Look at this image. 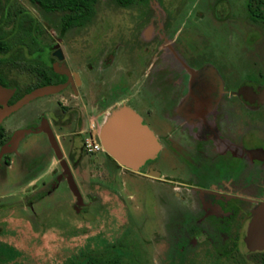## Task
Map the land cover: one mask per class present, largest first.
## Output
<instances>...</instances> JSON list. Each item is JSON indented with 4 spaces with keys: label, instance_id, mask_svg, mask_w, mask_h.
Instances as JSON below:
<instances>
[{
    "label": "flooded vegetation",
    "instance_id": "obj_1",
    "mask_svg": "<svg viewBox=\"0 0 264 264\" xmlns=\"http://www.w3.org/2000/svg\"><path fill=\"white\" fill-rule=\"evenodd\" d=\"M2 2L0 84L11 94L0 110L22 101L0 120L1 190L23 192L7 200L24 196L37 219L35 204L71 192V178L141 177L168 264H264V61L236 59L243 36L264 28V0H115L147 7L120 11L131 21L115 27L91 26L98 0L79 26L38 0ZM125 110L127 136L133 115L155 136L137 167L103 141Z\"/></svg>",
    "mask_w": 264,
    "mask_h": 264
},
{
    "label": "rangeland",
    "instance_id": "obj_2",
    "mask_svg": "<svg viewBox=\"0 0 264 264\" xmlns=\"http://www.w3.org/2000/svg\"><path fill=\"white\" fill-rule=\"evenodd\" d=\"M144 8L146 5L121 10L115 0H98L99 15L91 26L115 27L120 21V11L133 13ZM39 17L57 26L55 16ZM121 18H125L124 22L131 21L129 15ZM243 38L244 44L237 43L236 59L251 56L262 65L264 28L251 29L255 42L247 43L248 33ZM75 181L83 197L82 204H78L72 190L58 191L40 200V206L35 204L37 219L26 213L24 196L7 200L11 193L22 195V189L1 190L4 186H0V223L7 230L0 235V264H168L160 230L155 235L150 218L147 179L119 176ZM31 198L34 197L28 196ZM41 206L44 212L39 210Z\"/></svg>",
    "mask_w": 264,
    "mask_h": 264
},
{
    "label": "water",
    "instance_id": "obj_3",
    "mask_svg": "<svg viewBox=\"0 0 264 264\" xmlns=\"http://www.w3.org/2000/svg\"><path fill=\"white\" fill-rule=\"evenodd\" d=\"M50 90L49 88L41 89L38 93H43ZM11 94V90L5 88L0 84V103L4 102L5 99ZM22 101H19L14 106L5 107L0 110V120L6 113L18 109ZM121 114H127L126 110L118 115H113L109 124L103 133V141L105 148L124 166L137 167L142 165L144 161L154 152L155 136L152 131L142 122V119L137 115H133L129 132L130 136L126 135V130L122 126V120L119 118ZM130 115V114H129ZM129 140V142H127ZM134 144V145H133ZM153 145V146H152ZM70 186L73 193L77 196L78 204L81 205L83 201L82 194L77 186L76 181L71 178ZM259 214L256 222H262L263 219Z\"/></svg>",
    "mask_w": 264,
    "mask_h": 264
},
{
    "label": "trees",
    "instance_id": "obj_4",
    "mask_svg": "<svg viewBox=\"0 0 264 264\" xmlns=\"http://www.w3.org/2000/svg\"><path fill=\"white\" fill-rule=\"evenodd\" d=\"M45 10H58L66 13L63 18L64 26H79L83 25L96 11L97 0H38ZM5 4L0 0V30H3L7 25ZM23 26V25H20ZM4 33L0 32V53H5L6 41ZM5 57H0L2 62ZM95 264H100L95 262ZM117 264V263H112Z\"/></svg>",
    "mask_w": 264,
    "mask_h": 264
}]
</instances>
